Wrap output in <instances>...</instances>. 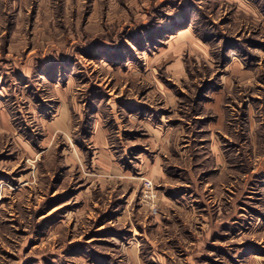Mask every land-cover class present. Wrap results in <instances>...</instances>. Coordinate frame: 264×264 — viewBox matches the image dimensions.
<instances>
[{
	"label": "rangeland",
	"instance_id": "1",
	"mask_svg": "<svg viewBox=\"0 0 264 264\" xmlns=\"http://www.w3.org/2000/svg\"><path fill=\"white\" fill-rule=\"evenodd\" d=\"M0 264H264V0H0Z\"/></svg>",
	"mask_w": 264,
	"mask_h": 264
}]
</instances>
